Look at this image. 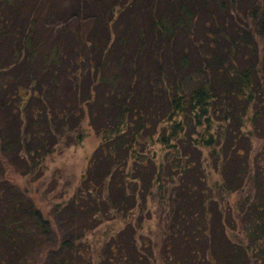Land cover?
I'll return each instance as SVG.
<instances>
[{"label":"trees","instance_id":"trees-1","mask_svg":"<svg viewBox=\"0 0 264 264\" xmlns=\"http://www.w3.org/2000/svg\"><path fill=\"white\" fill-rule=\"evenodd\" d=\"M23 1L0 0L4 25L0 35L10 31V17L3 11L24 13ZM42 4L34 9H43ZM76 8L73 56L66 58L58 46L40 48L30 43L32 29L39 23L32 15L23 40L14 49V60L0 64L2 78L17 58L28 59L24 84L11 89L3 80L0 85L6 89L0 96V181L8 182H0V203H4L0 264H29L35 254L49 248L36 251L40 235L51 224L22 200L25 192L15 194L5 169L11 175L41 170L45 158L60 146L82 140L84 115L101 141L82 178L83 188L79 186L71 204L62 208L67 232L73 233L77 220L105 211L100 203L125 211L109 195L114 187L120 192L119 203L130 202L125 184L109 181L121 169L118 153H122L124 169L130 162L146 167V159L156 158L155 146L163 153L152 181L158 187L173 186L177 203L181 202L173 206L174 225L177 209L186 201L180 193L182 177L197 169L192 151L206 149L221 177L214 183L217 196L205 188L204 176L195 173L193 181L186 180V186L200 192L202 214L186 226L183 223L187 241L169 238L170 257L165 256V262L264 264V0H77ZM126 12L129 16L121 28L111 29ZM83 23L90 30H84ZM35 57L40 62L33 61ZM244 138L247 147L241 145ZM144 146L150 154L147 158L139 150ZM165 152L179 154L177 159L165 158L167 168ZM102 160L107 164L100 175L95 167ZM228 194L235 199L229 209L224 207V218L221 203ZM172 226L167 229L170 236ZM226 228L235 236H229ZM131 248L128 255L121 246L123 260L132 255L126 264L145 262ZM63 255L57 264L68 263L77 254L70 250L69 258ZM118 259L117 264H125ZM145 259L152 264L149 256Z\"/></svg>","mask_w":264,"mask_h":264},{"label":"rangeland","instance_id":"rangeland-1","mask_svg":"<svg viewBox=\"0 0 264 264\" xmlns=\"http://www.w3.org/2000/svg\"><path fill=\"white\" fill-rule=\"evenodd\" d=\"M40 3H43L42 0H24L23 6L29 10L24 11V13H19L18 10L12 9L3 11L10 17L9 21L11 23L9 25L10 31L0 35L1 65H9L14 60V49L23 40L28 29L27 21L32 15L37 18L39 23L32 29V33L29 36L31 42H29L35 43L40 48L58 46L59 51L65 54L66 58L73 56L74 51L72 48L75 46L76 39L74 38L75 36L73 37L72 31L78 26V20L72 15L77 11V0H52L50 3L45 1L42 4V7L45 5L43 9H34ZM108 3L110 2L108 1ZM85 14L87 15V11ZM128 16V12L124 13L121 16V20L115 24L116 26H113L112 23L110 28L119 30L121 22L127 20ZM83 24H85L84 30L91 28L88 23ZM0 27L1 29L4 27L1 19ZM101 29L103 30V28ZM16 60L15 65L10 68L7 67V70L2 72L3 76L2 78L0 77V85L3 80H7L10 83L9 87L12 89L15 84L25 81L26 76H24L23 71L27 66L28 59L22 56ZM34 60L40 62V57H35ZM192 63H195V58H193ZM5 91L6 89L2 90L0 86L1 97L4 96ZM80 129L84 133L82 140L69 146H60L45 158L41 170L38 167L36 168L34 171L35 175H21L18 173L11 175L5 169L4 175L7 176L5 178L13 184L15 194H21V191L25 192L22 200L31 203L36 210L42 213L43 217H46L51 222L47 233L40 235L42 238L39 239L40 245L37 246L36 251L42 250L45 246H48L49 250L45 248V251H39L40 254H35V258L29 264H57L62 253L64 258H69L67 254L70 250L72 253L77 254L76 259L68 260L69 262L65 264H117L118 256H120L121 262L126 264L127 262L130 263L129 258L132 259V255L127 257V262L123 260L122 252L120 253L121 246L130 255L129 253L132 251L131 245L134 247L135 254L139 253L143 256L145 262L142 261L139 264H147L146 256L150 257L152 264H168L165 261L166 258L169 259L170 257V252L167 250L168 245L170 246L171 244L169 238L172 237V239L183 243L187 241L186 237L188 236L185 226L188 222L196 221L202 214L199 190L193 186H186L184 183L187 182L188 178H192L191 180L193 181L195 173H197V175L204 176L205 188L208 189L211 196H217L214 183L220 181L221 177L218 173V167L215 166V159L211 157L212 155L206 149L192 151L191 155L195 159L197 169L182 177L183 186L180 193L183 194L186 201L182 202L181 208L177 209L175 221L178 219V222L173 225L171 222L173 206L175 204L179 205L181 202L177 203L173 186L170 188H165V186L158 187L157 181L153 182L151 178H154V166L160 162V154L163 153V149L160 146H155L157 150L156 158L154 155L155 159L153 161L146 159V164L148 163L146 167H137V165L130 162V165L126 166L125 169V162L121 159L122 153H118L121 169L120 171H114L109 176V181L115 180L114 183L118 182L121 187L125 184V197L130 202L127 204L125 201L119 203L118 201H121V198L118 200L120 192L118 191L117 193L114 187L109 190V195H111L110 199L113 200L112 203L117 200L116 205L118 208L126 207L127 209L125 211L121 209L122 211L118 212L117 210H112L111 207H115L113 204L100 203L102 205L101 210L103 208L106 210L99 213L93 212L87 218L77 220V223H73L76 229L71 233L70 231L67 232L65 222H62L65 215L62 212V208L64 209L71 204V199L76 194L79 186L83 188L82 181L87 172L88 163L92 159V153L101 141L89 126L87 115H84ZM256 142V140H252L253 147ZM247 143V138L241 140L242 146L247 147ZM139 150H141V156L143 157L147 158L150 155L148 148L145 146L139 148ZM256 155L251 158L253 159ZM178 156L179 154L167 155V152H165L163 155L164 168H167L168 159H177ZM165 158L168 159L165 161ZM106 164L107 161L105 160L98 162L95 167L96 173L101 175ZM132 168L135 171H128V169L131 170ZM137 169L140 170L138 172L141 174L140 176L137 173ZM0 182L8 183L4 179ZM133 193L136 196L134 198ZM86 194L88 193L85 192ZM195 195H197V198H192ZM253 195V192L250 195L248 194L246 199L251 198ZM234 197V194L225 196L221 203L222 217L224 216L225 218L224 207L229 209L235 199ZM85 202L83 201V204ZM3 206L4 203L1 204L0 209ZM171 226L173 228L170 236L167 234V229ZM225 232L231 237L236 234L235 231H230L228 228L225 229ZM188 233H192V229ZM65 241H69L66 244L67 246L63 244ZM111 256L113 259H110Z\"/></svg>","mask_w":264,"mask_h":264}]
</instances>
